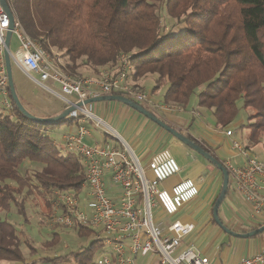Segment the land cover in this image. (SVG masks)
<instances>
[{
  "label": "trees",
  "instance_id": "1",
  "mask_svg": "<svg viewBox=\"0 0 264 264\" xmlns=\"http://www.w3.org/2000/svg\"><path fill=\"white\" fill-rule=\"evenodd\" d=\"M6 4L32 38L62 55L73 75L99 77L121 55L133 54V84L154 79L153 93L167 86L164 104L185 110L196 96V109L211 112L219 130L227 131L244 113L245 121L233 135L242 137L250 152L264 145V0H6ZM161 12L175 21L174 32L166 31ZM11 102L9 113L0 110V262L94 264L104 253V245L95 240L73 253L27 260L23 246L35 249L26 232L2 218L15 206L28 224L26 198L32 189L47 199L54 190L80 189L85 179L82 159L65 154L50 135L53 128L74 127L78 119L36 122ZM164 122L225 164L203 140ZM26 163L39 168L32 177L20 174ZM212 223L217 225L214 218ZM263 225L264 221L251 231ZM73 229L80 238L93 236L80 224ZM60 238L53 232L44 246L55 247Z\"/></svg>",
  "mask_w": 264,
  "mask_h": 264
},
{
  "label": "built area",
  "instance_id": "2",
  "mask_svg": "<svg viewBox=\"0 0 264 264\" xmlns=\"http://www.w3.org/2000/svg\"><path fill=\"white\" fill-rule=\"evenodd\" d=\"M8 32L12 33L9 48L6 45ZM13 38L18 47L11 52ZM7 50L11 63L27 79L62 101L67 109L74 108L69 118L79 121L75 129L62 135L59 145L65 154L82 159L85 179L78 190H54L48 195V225L70 230L80 224L91 230L95 241L104 245V253L94 264H138L140 258H147L145 264H210L193 245L185 244L195 230L194 225L174 220L165 227L157 219V210L175 216L200 194L193 180L180 182L171 191L159 190L161 184L182 171L171 151L161 149L144 164L116 133V137L106 133L101 144L90 142L87 123L95 121L100 125L103 122L94 114V103L86 104L88 100L120 96L137 104L151 101L149 91L131 81L133 54L121 55L118 62L103 69L99 77L73 75L58 51L45 49L15 16L11 23L0 0V103L8 110L12 102L5 61ZM152 107L156 112L173 110L166 104L154 103ZM225 135L231 139V150L244 160L241 166L230 160L225 162L231 186L251 205L252 214L261 216L264 214V161L235 139L233 130L228 129ZM242 264H264V251Z\"/></svg>",
  "mask_w": 264,
  "mask_h": 264
},
{
  "label": "crops",
  "instance_id": "3",
  "mask_svg": "<svg viewBox=\"0 0 264 264\" xmlns=\"http://www.w3.org/2000/svg\"><path fill=\"white\" fill-rule=\"evenodd\" d=\"M82 75L91 77L95 76L93 73H84ZM153 81L154 79L148 80L146 78L137 83L138 86L146 91H149L151 94V101L146 104L150 111L154 112L160 119L166 121L168 124L173 125L184 132L192 134L198 140H203L206 145L214 151L216 156L224 162L230 160L239 166L243 165L244 160L242 157L239 156L237 152H233L231 150V139L225 135V130H219L216 128L217 126L211 112L205 111L204 113V111L196 109L195 103L191 104V106L186 110L183 108L172 107V111H154L152 107L154 103L161 105L165 104L163 102V96L159 100H153L156 93H153V88H149ZM21 89H24V92L21 91ZM21 89V95H23L25 99L32 101L33 105L37 109L41 106L47 107L45 118H54L61 114L57 108L48 106L40 93L37 95L29 89ZM132 109L124 110L125 115L123 114L124 118H122L124 124L123 131L125 134L132 137V145L130 146L137 153L138 157L141 158L142 162L147 164L155 152L161 149H169L175 157H177L182 167L180 174L169 179L171 181L173 180L172 187L185 180H193V182L195 181L200 188L199 196L194 199V201L184 206L183 209L177 213H184L186 209H190L193 214L191 217L183 214L182 220H178L183 224H192L195 227V230L187 238L185 244L193 245L200 256L207 258L210 261V264H217L219 261L221 264H242L245 260L252 259L257 253L264 251V234L258 236L257 238L242 239L225 233L226 236L225 238L223 237V242L216 250L211 252V256H203V253L206 251L203 244L205 241L209 240L211 236V234H208L206 231L209 228L214 230L219 227L218 225H214L212 223V219L214 218L213 207L215 200L221 193L220 191L223 184V176L221 172L216 169V167L208 163L195 151L184 145L171 133L165 131L164 128H161L144 115ZM119 111H122V107ZM245 118L246 115H242L241 119L229 129L235 130L236 127L244 123ZM154 124L157 125V127L154 126ZM77 125H79V123ZM77 125L70 128L75 129ZM121 137L123 138L124 136L121 135ZM234 138L244 144L242 137L234 136ZM98 143L101 144L102 141ZM251 152L252 154L255 153L253 150H251ZM255 155L258 156L257 153H255ZM259 159L264 161V153H261ZM219 211L223 224L230 230L237 233H249L247 232L248 230L251 231V229L257 227L253 226L250 222L251 220L254 221L255 218H263L264 220V214L261 216H254L252 214L251 205H249V203L241 195L236 193L232 186L229 191V195L226 196ZM167 215L161 209L156 211L157 219L163 223L165 227L172 222L167 221ZM203 218H205L204 223L201 222ZM246 226L253 227L246 229ZM216 234L217 236L219 235V233ZM201 236L204 238L200 244L194 245L193 238ZM141 259H144L142 264H145L147 258ZM214 260L215 262L211 263V261Z\"/></svg>",
  "mask_w": 264,
  "mask_h": 264
},
{
  "label": "rangeland",
  "instance_id": "4",
  "mask_svg": "<svg viewBox=\"0 0 264 264\" xmlns=\"http://www.w3.org/2000/svg\"><path fill=\"white\" fill-rule=\"evenodd\" d=\"M161 16L163 18V22L166 26V31H175L177 28L175 26V21L170 20L167 18L164 14V12H161ZM18 47L17 40L13 38L12 40V46L11 49L13 51H16ZM55 50V49H54ZM57 51V50H56ZM12 72H13V81L17 89V93L20 94V98L22 102L24 103V106L27 108L29 112H31L34 116L38 118H45V114L47 113V107H39L37 109L33 102L30 100L25 99L23 95L20 93L21 88L29 89L33 93L39 95H42V97L45 99L46 104L50 107L57 108L61 114L67 109L66 105L57 99L56 97L48 94L47 92H44V90L37 85H35L32 81L27 79L28 77L24 75L18 68H16L15 65L12 64ZM153 85L155 83H152V85L149 86V88H153ZM167 86H163L159 89V91L154 95L153 100H159L163 96L164 92L166 91ZM21 91L24 92V89H21ZM2 98L0 97V100ZM192 103H196V96H194L192 99ZM12 101V100H11ZM157 102V101H154ZM140 106L149 108L146 106V104H139ZM94 114L102 120L103 124L98 125L95 121H91L87 123V127L91 131V139L90 142H101L104 139L105 134H110L113 137H116V134L124 136L123 139L129 144L132 145V137L128 136L124 133V124H123V114L125 109H132L129 108V106L121 103V102H109V101H102V102H96L94 103ZM122 107V111H119V109ZM0 110L2 112L9 113L10 110L4 108L1 106L0 103ZM134 110V109H132ZM125 115V114H124ZM243 115H245L243 113ZM69 118V117H68ZM154 126L157 127V125L154 124ZM71 128L63 125L56 128H53L50 131L51 137L59 142V144L62 143V135L68 133ZM116 133V134H115ZM90 143V144H91ZM244 143V142H243ZM244 145V144H243ZM253 151L257 153L258 157L261 155V153H264V145H258L256 146ZM172 153V152H171ZM252 153V152H251ZM253 153V155H255ZM172 155H174L172 153ZM175 157V155H174ZM175 159L178 161L177 157ZM262 161V159H260ZM180 164V162L178 161ZM39 168L33 166L30 163H26L25 166H23L20 169V174L32 177L33 173L37 171ZM147 176L150 178V174L147 172ZM177 176V175H176ZM173 185V180H169L167 182H164V184H161L159 186V190H164L167 188L168 191H171V187ZM27 190L24 192L26 195ZM27 213L29 218V223L25 224L21 216L18 214L17 208L15 206L12 207V209L9 212L3 213L2 218L5 220H8L12 224L16 226L19 230H24L31 241L34 251L30 250L25 245L23 246L24 254L27 258V260H33L37 257H56L59 255H66L70 252H75L79 250L81 247H87L92 241H94V237L90 238H80L77 234V232L74 229H56L54 230V226L48 225L47 221V215L49 213L48 205L46 203V199L42 198V196L39 195L37 191L32 189L31 194L27 195ZM183 214L188 215L191 217L193 214L190 209H186L184 213L177 214L175 216H168L167 215V221L171 222L174 220H182ZM206 218V217H205ZM205 218L202 219V223H204ZM264 220L255 218L254 221L251 220L253 226H258V224L262 223ZM200 222V223H201ZM253 226L245 227L246 229L252 228ZM244 227V226H243ZM53 232H58L60 234V242L57 246L52 248H46L44 245L46 242H49L52 240V234ZM208 234H211L210 239L204 242V249L206 250L203 253V256L210 257L211 252L213 250H216L221 243L223 242V237L225 238L226 234L222 231L221 228L217 227V229L212 230V228H209L206 231ZM216 233H219L217 236ZM217 236V237H216ZM204 237H196L193 238V244L199 245L200 242L203 240ZM202 245V246H203ZM219 260V258L217 257ZM212 260V259H211ZM144 262V259H139L138 264H142ZM214 261H211V263H214ZM0 264H6L5 262H0ZM217 264H221L220 261Z\"/></svg>",
  "mask_w": 264,
  "mask_h": 264
},
{
  "label": "water",
  "instance_id": "5",
  "mask_svg": "<svg viewBox=\"0 0 264 264\" xmlns=\"http://www.w3.org/2000/svg\"><path fill=\"white\" fill-rule=\"evenodd\" d=\"M1 3H2L5 11L9 14L11 23L13 24L14 16L11 13V11H9L10 9L8 8V6L6 4V0H1ZM11 37H12V33L8 32L7 40H6L7 48H9V46H10ZM5 61H6L7 74H8V78H9V87H10V92L12 95V100L25 117L29 118L30 120H34L36 122L41 121V123H47V124H55L59 121L67 119L69 117L70 113L74 110V108H68L62 114H60L54 118L53 117H51V118H38V117L34 116L33 114H31L24 107V105L22 104V102L19 98L18 93H16L17 89H16V86H15L14 81H13L12 63H11V58H10V54H9L8 50L5 52ZM102 101H109V102L115 101V102H121L125 105H128L129 107L133 108L134 110H136L140 114L144 115L145 117H147L149 120H151L152 122H154L155 124H157L161 128H164L165 131L171 133L175 138H177L179 141H181L188 148H190L191 150L195 151L197 154L202 156L206 161L210 162L211 165L216 167L221 172V174L223 176L222 192L220 193V196H219L217 202L215 203V205L213 207V217H214V220L217 222V225L219 227H221L225 233H227L228 235L234 236L236 238H242V239H249V238H252V237H255V236H258V235H261L264 233V225L259 227L258 229L254 230V231H251V233L250 232L249 233H237L235 231L230 230L228 227H226L223 224V222L221 221V219L219 218V210L221 209V206H222L226 196L229 195L228 193H229V186H230V174H229V171L227 170V168L225 167V165H223L221 162H219L215 157H213V155H211L210 153H207L206 151L201 149L198 145L193 143V141H190L187 137H185L184 135H182L181 133H179L175 129L171 128L163 120H161L156 115H154L151 111L146 110L143 106H140L139 104H137V103H135L129 99H126V98L120 97V96H102V97L90 99L86 102V104L102 102ZM79 106H81V105H79Z\"/></svg>",
  "mask_w": 264,
  "mask_h": 264
}]
</instances>
